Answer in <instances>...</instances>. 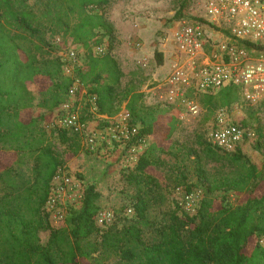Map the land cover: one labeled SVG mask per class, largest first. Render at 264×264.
Instances as JSON below:
<instances>
[{"label": "trees", "instance_id": "trees-1", "mask_svg": "<svg viewBox=\"0 0 264 264\" xmlns=\"http://www.w3.org/2000/svg\"><path fill=\"white\" fill-rule=\"evenodd\" d=\"M111 1L41 0L39 14L28 0H0V185L4 190L0 196V264H88L90 260L99 264L94 256L97 251L117 255L119 264H264V160L260 167L240 148L225 152L202 137L200 150L194 153L205 195L195 215L174 211L166 222L153 224L154 235L145 236L143 224L152 225L149 207L160 186L150 171L159 162L156 151L165 150L155 142L127 175L151 193L137 195L130 220L121 226L100 227L101 194L89 184L80 207L69 209L61 227L52 225L46 208L52 182L82 145L79 132L49 131L45 122L68 100L76 81L80 94L96 95L100 115H117L125 101L130 127L138 128V141L153 135L168 141L177 127L179 109L175 106L146 104L144 93L134 90L120 97L124 72L113 55L116 30L103 10ZM44 27L88 48L85 64L74 74L65 73L60 56L39 55ZM106 37V51L95 54L92 47ZM157 56L163 60L162 52ZM33 83L39 85L38 102L31 90ZM240 98V88L234 85L203 94L210 111L230 107ZM36 105L45 113L34 115L31 110ZM258 128L261 134L262 127ZM56 132L69 146L65 158L54 148L51 136ZM223 160L234 164V170L212 175L206 164ZM192 187L186 184L189 192ZM220 190L231 191L238 196L237 202L212 196ZM43 231H50L46 243L41 240ZM98 234L97 244L91 238Z\"/></svg>", "mask_w": 264, "mask_h": 264}, {"label": "rangeland", "instance_id": "rangeland-1", "mask_svg": "<svg viewBox=\"0 0 264 264\" xmlns=\"http://www.w3.org/2000/svg\"><path fill=\"white\" fill-rule=\"evenodd\" d=\"M28 2L41 14L40 10L43 7L41 0ZM103 10L116 30L117 43L113 55L124 72L119 90L120 97L126 90H134L144 93L146 104L175 106L179 109L178 123L170 140L162 141L158 135H153L145 136L143 142L138 144L133 136L130 138L126 136L130 124L125 101L119 113L113 117L96 114L90 116L86 131L80 135L82 150L68 158L60 169L61 177L58 184L67 187L70 180L68 183L75 184L76 190L75 195L67 191L61 195L62 207L66 212L65 216L71 207L79 208L84 189L89 184H94L101 194L100 210L111 211L114 214L107 227L114 223L121 226L126 220H130L132 215H129L127 210L134 207L137 195L141 191L147 194L150 190L132 183L127 175L134 172L141 154L147 147L157 142L165 150L156 151L159 162L150 171L160 184L156 188L157 197L155 200L152 199L149 207V220L152 225L143 224L145 236L150 237L155 232L153 224L166 222L172 212L185 211L190 215L197 213L200 201L205 195V186L199 181L196 173L194 151L200 150L199 142L202 138L210 141V132L218 115H222L227 121L239 122L257 130L256 139L246 142L240 149L248 160L260 167L264 160V128L262 127L259 134L260 124L255 112L252 114L254 107L244 102L242 98L230 107L210 111L203 99L204 93L182 89L175 98L170 97L171 88L167 85L166 79L179 54L171 41L167 45L164 44L163 36L166 33L171 36L180 20L204 19L203 0H112ZM44 28L41 34L43 43L37 37L27 35L29 40L42 43L39 55L60 56L65 61L68 52L75 48L79 54L78 62L85 64L87 47L74 43L63 33L53 32L49 27ZM212 33L213 31L210 32ZM219 37L220 34L215 35V38ZM107 40L108 37L104 38L101 45L93 46V52L95 53L98 48H103L105 52ZM158 52L163 54L162 61L157 56ZM64 69L66 74L71 75L78 68L69 64L65 65ZM38 89V83H33L31 90L37 97L36 102L39 101ZM76 99L81 111L85 110L88 116L90 96L83 92L80 96L77 95ZM192 106H195L196 110H193ZM31 112L38 116L45 113V110L36 105ZM48 122H45L46 126ZM54 134L51 139L55 150L62 158L67 157L70 153L68 144L57 137V132ZM206 167L215 176L227 174L235 168L228 160L210 162ZM186 184L193 185L190 192ZM3 192L0 185V196ZM160 195L163 196L161 200ZM212 196L224 198L225 202L232 204L238 200V196L225 190L217 191ZM56 208L50 220L54 227H61L66 217L61 222V219H58L59 215L55 213ZM49 234L50 231L41 232L43 243L47 242ZM91 240L98 244L101 240L100 234L94 235ZM261 243L264 244V237ZM94 256L99 259V264H119V258L115 254L107 256L97 251ZM88 264H95V261L90 260Z\"/></svg>", "mask_w": 264, "mask_h": 264}, {"label": "built area", "instance_id": "built-area-1", "mask_svg": "<svg viewBox=\"0 0 264 264\" xmlns=\"http://www.w3.org/2000/svg\"><path fill=\"white\" fill-rule=\"evenodd\" d=\"M203 5L204 19L180 20L171 36L169 33L163 36L164 44L171 41L179 54L166 79L171 88L170 97L175 98L182 89L211 93L228 85L238 86L242 100L254 107L258 122L264 128V0H203ZM215 33L220 37L215 38ZM103 53V48L95 52ZM78 57V51L72 48L63 61L66 66L72 64L79 68L82 64ZM77 95L80 96L78 81L71 87L68 100L53 112L47 126L49 130L68 129L82 135L90 116H103L97 112L96 95H93L90 96L88 119H84L87 115L85 110L81 111ZM128 127L127 138L133 136L135 139L138 128ZM256 137V129L227 121L222 115L217 116L210 132V142L225 152H235ZM136 142L139 144L143 140ZM60 177L59 170L52 182L46 208L51 216L57 207L55 213L59 217H56L62 222L66 212L61 195L65 191L75 195L76 190L75 184L68 183L70 180L67 187L58 184ZM127 211L129 215L134 214L133 208ZM113 218L111 211H100L97 223L106 227Z\"/></svg>", "mask_w": 264, "mask_h": 264}]
</instances>
